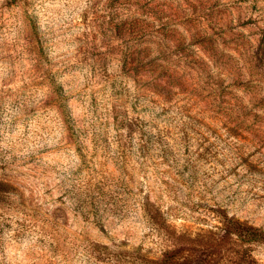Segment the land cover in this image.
Masks as SVG:
<instances>
[{"label": "rangeland", "instance_id": "obj_1", "mask_svg": "<svg viewBox=\"0 0 264 264\" xmlns=\"http://www.w3.org/2000/svg\"><path fill=\"white\" fill-rule=\"evenodd\" d=\"M229 221L264 232V0H0V264H264Z\"/></svg>", "mask_w": 264, "mask_h": 264}, {"label": "trees", "instance_id": "obj_2", "mask_svg": "<svg viewBox=\"0 0 264 264\" xmlns=\"http://www.w3.org/2000/svg\"><path fill=\"white\" fill-rule=\"evenodd\" d=\"M228 229H232V233L238 232V235L246 237L250 241H264V232L252 227H244L241 223H232L229 221L226 224ZM165 257L161 262H167L173 255H164Z\"/></svg>", "mask_w": 264, "mask_h": 264}]
</instances>
